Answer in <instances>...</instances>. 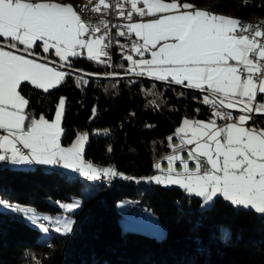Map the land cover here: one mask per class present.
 Wrapping results in <instances>:
<instances>
[{
    "label": "snow or ice",
    "instance_id": "obj_1",
    "mask_svg": "<svg viewBox=\"0 0 264 264\" xmlns=\"http://www.w3.org/2000/svg\"><path fill=\"white\" fill-rule=\"evenodd\" d=\"M249 2L244 0L245 5ZM125 3L130 4L127 13ZM125 3L115 5L118 15L128 21L117 35L134 34L136 40L130 50L140 57L124 56L129 62L127 71L200 90L207 93L202 103L217 109L207 121L183 119L174 133L180 143L174 147L193 146L187 159L178 154L167 156L166 170L159 163L154 165L163 174L148 179L157 184L179 185L187 193L202 197V208L206 205L210 209L214 198L223 197L234 206L264 215V126H256L253 115L264 114V99H260L264 97V29L199 9L188 0ZM110 7L107 0H98L91 11L100 13ZM133 13L153 18L133 22ZM100 24L107 30L106 22ZM100 24L85 21L72 4L57 0H0V130L6 133L0 135V161L10 158L17 164L62 163L93 180L101 171L108 177L123 175L112 168L100 170L85 162L87 133L78 135L70 147L61 145L64 97L59 99L55 118L50 122L44 114L39 118L30 116L26 112L30 101L21 94L24 82L47 93L70 75L50 66L46 58L45 62L36 59L37 48L44 53L54 51L65 63L84 50L88 59L108 63L102 57L108 56L111 41L105 43L108 33L101 34ZM3 38L10 42L5 44ZM125 47L121 45L122 52ZM146 52L151 59L143 58ZM79 83L88 81L81 78ZM220 109H239L242 114L233 117L231 112ZM216 118L226 123L219 125ZM188 160L195 162L194 168L190 169ZM176 161L183 165V171L176 170ZM79 206L75 200L63 205L68 212ZM0 207L26 216L31 214L34 223L38 220L29 205L0 198ZM73 223L69 218L56 231L71 233ZM39 227L48 230L44 223H39ZM222 231L227 244L231 233L227 229Z\"/></svg>",
    "mask_w": 264,
    "mask_h": 264
},
{
    "label": "trees",
    "instance_id": "obj_2",
    "mask_svg": "<svg viewBox=\"0 0 264 264\" xmlns=\"http://www.w3.org/2000/svg\"><path fill=\"white\" fill-rule=\"evenodd\" d=\"M188 2L237 18L264 17V0H250L246 5L244 0ZM35 51L41 53L39 48ZM66 64L100 77L69 72L61 85L47 93L24 82L21 94L30 101L26 112L51 119L59 98L64 97L61 143L87 131L84 159L123 175L110 177L109 184L100 177L87 178L93 181L90 184L39 165L0 164V198L36 211L53 213L63 200L81 195L88 187L72 213L71 233L41 231L21 213L0 209V264H264V215L234 206L222 197L214 198L210 209L202 208L199 197L179 186L138 180L155 172L152 163L167 153L166 137L182 118L212 116L202 103L203 95L128 75V61L115 50L109 65L83 55L71 57ZM81 78L88 83H79ZM254 119L256 126H264V116L254 115ZM94 129L105 133L93 136ZM126 196L136 199L130 206L150 209L157 217L164 228L160 238L120 230L114 202ZM224 229L231 233L227 244Z\"/></svg>",
    "mask_w": 264,
    "mask_h": 264
},
{
    "label": "rangeland",
    "instance_id": "obj_3",
    "mask_svg": "<svg viewBox=\"0 0 264 264\" xmlns=\"http://www.w3.org/2000/svg\"><path fill=\"white\" fill-rule=\"evenodd\" d=\"M77 1H78V3L86 2V0H77ZM57 106H58V103L56 105V108H55V111H54L52 118L48 119L50 122L52 120H54V118H55V112L57 110ZM35 118H39V116H37ZM84 133H87L89 135V133L87 131L78 132L74 135V137L72 138V140L69 143H67V144L61 143V145L63 147H70L72 145V143L76 140L77 136L80 134H84ZM104 133H105L104 129H94L91 131V135H93V136L101 135ZM169 155H173V154H167L166 158ZM85 162H88V161L85 160ZM7 165H11V167H28V166H33V165H39L40 167H43V168H47L50 170H56L58 172H62V173H66L69 175H75V176L81 177L90 184H92V182H93L91 180H86L87 177H84L78 171H76L74 169L65 168L62 163L58 164V165H41V164H36V163L29 165V164H17V163L15 164L11 160H8ZM95 167L97 169H100V170L106 168V167H97V166H95ZM161 174H163V173L160 171H155L148 176L139 178L138 180H141V182H143L145 184H149V183H152L154 181H150L148 178L153 177L155 175H161ZM101 175H104L102 171H101ZM88 179H91V178H88ZM110 182H111V179H110ZM166 186H168V185H166ZM175 186H178V185H175ZM85 187H84V189H85ZM86 188H88V187H86ZM83 190L81 192V195H72L69 197L68 200H63L59 204L60 209L53 212V213L35 210V214L38 217V220L35 223L30 218L31 214H29V216H26L23 213H21V214H22V216L26 222H28L29 224L33 225L34 227H36L37 229H39L41 231H44V230L39 227V223H44L45 226L47 227V229H49V230L51 229L52 231H56L57 227L62 226L63 221H66L69 218H71V220L73 221L72 213L76 209H74L72 212H68L63 207V205L67 204V203H71L74 200L79 201V203L81 204V201L83 199V195H85V193L88 191V190H86V192H84ZM135 200L136 199L134 197L126 196V197L120 198L114 202V209L118 212L117 222L119 224L120 230H134V231H138L141 233L151 235L154 238H160L162 236L161 233L164 232L163 225L160 223V221L157 219V217L150 211V209H145L143 213H134V212H132V208H128V206H130V204H135ZM24 205H26V204H24ZM202 205H204V204L201 203L200 206L202 207ZM131 206H136V205H131ZM0 209H7V208L0 207ZM44 217H48L49 219L45 220ZM58 233H64V232L60 231Z\"/></svg>",
    "mask_w": 264,
    "mask_h": 264
},
{
    "label": "built area",
    "instance_id": "obj_4",
    "mask_svg": "<svg viewBox=\"0 0 264 264\" xmlns=\"http://www.w3.org/2000/svg\"><path fill=\"white\" fill-rule=\"evenodd\" d=\"M107 2L109 4L112 5V7L103 10L100 13H96L91 11V8L98 3V0H86V2L83 3H74L72 2V5L76 8V10L78 12H81V16L82 19H84L87 22H90L92 24H100L101 21H104L108 24V28L107 30H105L103 28V24H100L101 26V34H103L104 31H107L108 36L106 38L105 43H108L109 41H111L110 46L108 47L107 51H108V56L106 57H102V59L108 61V63H99L97 61V63L102 64V65H109L111 62V54L112 51L115 50L117 53H119L122 57H124L125 55H132L133 58L134 57V53L131 52L130 47H131V43L133 41L136 40V37L132 34V35H126L124 37H120L117 35L118 31L121 30L122 26L126 23H128L126 17H120L118 15V10L115 7V5L119 2V3H125V0H107ZM79 6H85L83 9ZM130 10V4L125 3V8L124 11L127 13V11ZM147 17V16H146ZM146 17H139L137 14L133 13V21L135 20H143ZM244 24V23H242ZM252 25L254 26H259L260 28L264 29V21H255L252 23ZM126 31V30H125ZM121 45H126L127 47L124 48V51H121ZM129 64V62H128ZM217 109L213 108L212 106L208 105V111L210 112H215ZM221 111H225L223 109H220ZM218 120H220L222 123H226V121L221 120L219 118H217ZM172 137V140L169 141L168 137ZM167 139V145H168V151L167 153H165L164 155L160 156L159 158H157L156 160L153 161L152 163V167L155 171H160L159 169H156L154 167V165L156 163H159L161 165V169L166 170L168 167V161L166 158L167 154H178L180 155L182 158L187 159V153L189 148V145H185L184 147L180 148V147H174L175 145H178L180 143V140L173 134L170 133L167 135L166 137ZM23 151H25L24 149H22ZM189 163V167L190 169L195 167V162L192 160H188ZM174 166L176 167L177 171H183V165L179 162L176 161L174 162ZM99 177H101L102 179H104L106 181V184L109 183L110 177L108 176H103L100 175ZM128 208H132V212L135 213H143L144 210L143 208L139 207V206H129Z\"/></svg>",
    "mask_w": 264,
    "mask_h": 264
},
{
    "label": "crops",
    "instance_id": "obj_5",
    "mask_svg": "<svg viewBox=\"0 0 264 264\" xmlns=\"http://www.w3.org/2000/svg\"><path fill=\"white\" fill-rule=\"evenodd\" d=\"M57 2H62V3H68V4H72L71 2H69V1H60V0H57ZM139 6H143L142 4L141 5H139ZM197 8H199V9H205V8H203V7H200V6H196ZM211 12H213V11H211ZM213 13H218V14H224V15H226V16H229V17H233V18H237L236 16H234L233 14H231L230 12H213ZM153 17H146L145 19H143V20H135V21H133V22H136V21H147V20H149V19H152ZM134 35V34H133ZM135 36V35H134ZM4 39V41H5V44H7V43H9L10 41H8L7 40V38H3ZM18 47H22V46H18ZM39 50H40V52L41 53H39V56H36L35 58L36 59H38V60H40L41 62H45V58H46V60H47V62H54V63H57V64H61V65H65V66H67V64L65 63V62H61L60 60H59V58L58 57H56L55 56V53H54V51H50L49 53H44L43 51H42V49H40L39 48ZM46 54H49V56H46ZM82 55L83 56H86L87 57V53H86V50H84L83 51V53H82ZM134 57H135V59H140V57L136 54V53H134ZM30 58H32V57H30ZM143 58H145V59H151V55H150V53H145V56L143 57ZM51 66V65H50ZM68 67V66H67ZM128 67H129V65H128ZM60 70V69H59ZM61 71H63V70H61ZM128 75H130V76H136L135 74H133V73H128ZM139 77H144V78H147V79H149V80H156L154 77H148L147 75H144V76H139ZM156 81H158L159 83H162V84H166V85H168V84H175V83H173V82H171V81H159V80H156ZM35 87V86H34ZM226 111V110H225ZM229 112H231V111H229ZM232 113V115H233V117H238L240 114H242V113H234V112H231ZM37 117V116H36ZM213 118H215V117H213ZM183 119L184 118H182L180 121H179V123H178V125L174 128V130H173V134L175 133V130H176V128L177 127H179V126H181V124H182V121H183ZM189 119H193V118H189ZM209 118H206V119H193V120H202V121H207ZM217 119V118H216ZM227 122H231V121H227ZM27 123V122H26ZM217 123L219 124V125H223L224 123H222L220 120H218L217 119ZM250 125V124H249ZM3 134H6V133H4L3 132V130H0V135H3ZM177 137V136H176ZM178 139H179V137H177ZM191 147H193V146H191V145H189V148H191ZM25 150V152H27L28 150H26V149H24ZM0 154H3V151L2 150H0ZM8 160H11L10 158L9 159H7V160H5V161H0V164H6L7 165V161ZM14 163V162H13ZM16 164V163H15ZM8 166H11V165H8ZM104 167H106V168H110L109 166H104ZM43 168V167H42ZM179 186V185H178ZM182 188V187H181ZM183 189V188H182ZM184 190V192H186V190L185 189H183ZM187 193V192H186ZM187 194H189V195H193V196H196L195 194H190V193H187ZM196 197H199V196H196ZM200 198V201H201V203H203L204 204V200H203V198L202 197H199ZM223 198V197H222ZM238 207H242V206H238ZM244 208V207H243ZM246 209H248V210H252V211H254V212H256L255 210H253V209H249V208H246ZM257 213V212H256Z\"/></svg>",
    "mask_w": 264,
    "mask_h": 264
},
{
    "label": "water",
    "instance_id": "obj_6",
    "mask_svg": "<svg viewBox=\"0 0 264 264\" xmlns=\"http://www.w3.org/2000/svg\"><path fill=\"white\" fill-rule=\"evenodd\" d=\"M51 66L53 67H57L58 69L60 70H63V71H66V72H70V73H73L75 75H78V76H82V77H86V78H94V77H100V76H97V75H88L89 73H85V72H82L80 70H75V69H72L70 67H67V66H63L61 67V64H57V63H54V62H48ZM106 77H120V76H106ZM152 81H155V82H158L156 80H152ZM168 85H172V86H175V87H179V88H183V89H188V90H192L194 92H197L201 95H205L207 93H203L201 92L200 90H197V89H191V88H185L183 85H177V84H168ZM223 110H226V111H231V112H234V113H241L239 111V109H223ZM253 115H260V116H264V114H253Z\"/></svg>",
    "mask_w": 264,
    "mask_h": 264
},
{
    "label": "bare ground",
    "instance_id": "obj_7",
    "mask_svg": "<svg viewBox=\"0 0 264 264\" xmlns=\"http://www.w3.org/2000/svg\"><path fill=\"white\" fill-rule=\"evenodd\" d=\"M72 2L78 3L77 0H74ZM79 13L81 14V12H79ZM238 19L241 21V23H244V24H252L255 21H264V17H262V16H251V17H246V18L239 17ZM99 179L104 180L101 177ZM109 183H110V180H109Z\"/></svg>",
    "mask_w": 264,
    "mask_h": 264
}]
</instances>
